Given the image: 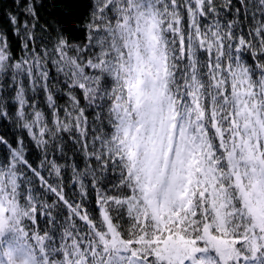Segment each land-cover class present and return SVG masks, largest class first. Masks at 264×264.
Segmentation results:
<instances>
[{
    "label": "snow or ice",
    "instance_id": "snow-or-ice-1",
    "mask_svg": "<svg viewBox=\"0 0 264 264\" xmlns=\"http://www.w3.org/2000/svg\"><path fill=\"white\" fill-rule=\"evenodd\" d=\"M0 264H264V0H0Z\"/></svg>",
    "mask_w": 264,
    "mask_h": 264
}]
</instances>
